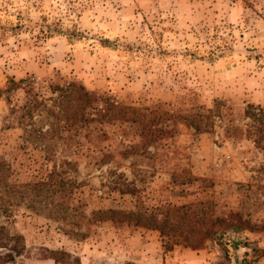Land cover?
I'll list each match as a JSON object with an SVG mask.
<instances>
[{"label": "rangeland", "instance_id": "rangeland-1", "mask_svg": "<svg viewBox=\"0 0 264 264\" xmlns=\"http://www.w3.org/2000/svg\"><path fill=\"white\" fill-rule=\"evenodd\" d=\"M0 162L5 264H264V0H0Z\"/></svg>", "mask_w": 264, "mask_h": 264}, {"label": "trees", "instance_id": "trees-1", "mask_svg": "<svg viewBox=\"0 0 264 264\" xmlns=\"http://www.w3.org/2000/svg\"><path fill=\"white\" fill-rule=\"evenodd\" d=\"M12 83L13 88H15L16 84L14 82ZM53 93L58 94L57 106L55 107L58 109V113L55 114V111L50 109H45L46 112L58 121L65 120L66 123L71 122V126H75L83 120H86L89 108H93L94 106L98 108L99 102L97 99L87 92L83 86H78L75 83L69 84L64 88H55L53 89ZM42 104L43 100L39 101V99H36L32 101L30 105L25 108L24 116L30 121H33L35 112L41 113L42 115L44 110L39 108ZM108 105H110V103H108ZM111 107L117 109L118 106L111 105ZM248 115H250V118L254 121V129L251 130V134L257 135V133H259L257 132L259 131L257 124L263 116V111H257L255 109L248 110ZM197 118H202V114L197 115ZM195 128L197 131L201 130V126L199 125H196ZM260 141V139L255 138L257 144H260ZM1 169L6 172V164L4 162H0V171ZM24 249L19 237L11 236L4 226H0V264L16 262L17 259L23 256Z\"/></svg>", "mask_w": 264, "mask_h": 264}]
</instances>
